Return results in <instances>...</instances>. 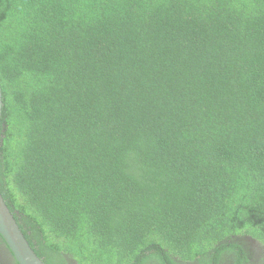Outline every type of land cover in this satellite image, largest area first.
Instances as JSON below:
<instances>
[{"label": "trees", "instance_id": "obj_1", "mask_svg": "<svg viewBox=\"0 0 264 264\" xmlns=\"http://www.w3.org/2000/svg\"><path fill=\"white\" fill-rule=\"evenodd\" d=\"M0 82L45 264H264V0H0Z\"/></svg>", "mask_w": 264, "mask_h": 264}, {"label": "water", "instance_id": "obj_2", "mask_svg": "<svg viewBox=\"0 0 264 264\" xmlns=\"http://www.w3.org/2000/svg\"><path fill=\"white\" fill-rule=\"evenodd\" d=\"M4 107L3 91L0 82V124ZM0 236L14 254L18 264H45L37 255L23 230L11 212L0 190Z\"/></svg>", "mask_w": 264, "mask_h": 264}, {"label": "flooded vegetation", "instance_id": "obj_3", "mask_svg": "<svg viewBox=\"0 0 264 264\" xmlns=\"http://www.w3.org/2000/svg\"><path fill=\"white\" fill-rule=\"evenodd\" d=\"M246 247H247V251H249L253 257L252 261H258V258H260L262 256V251L264 252L263 248L261 247V245H257L258 243L251 239V238H246ZM65 264H76V262H74L71 259H68L67 257H65ZM0 262L2 264H17V260L14 256V254L12 253V251L9 249V247H7V245L3 242V240L0 238ZM67 262V263H66Z\"/></svg>", "mask_w": 264, "mask_h": 264}]
</instances>
